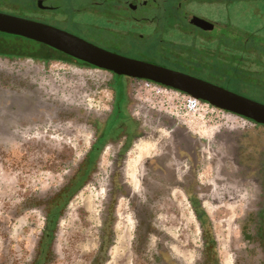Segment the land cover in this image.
Returning a JSON list of instances; mask_svg holds the SVG:
<instances>
[{"label": "flooded vegetation", "instance_id": "af4514ba", "mask_svg": "<svg viewBox=\"0 0 264 264\" xmlns=\"http://www.w3.org/2000/svg\"><path fill=\"white\" fill-rule=\"evenodd\" d=\"M54 134L13 264H264V0H0V138Z\"/></svg>", "mask_w": 264, "mask_h": 264}, {"label": "rangeland", "instance_id": "374dc122", "mask_svg": "<svg viewBox=\"0 0 264 264\" xmlns=\"http://www.w3.org/2000/svg\"><path fill=\"white\" fill-rule=\"evenodd\" d=\"M171 101L177 111L195 122L203 124L212 118L206 105H196L192 99ZM72 157L71 143L57 134L53 138L31 140L0 138V264L15 262L19 231L21 228L29 231L25 223L28 218L19 222L14 219L15 208L24 201L26 191L58 181Z\"/></svg>", "mask_w": 264, "mask_h": 264}, {"label": "water", "instance_id": "95a60500", "mask_svg": "<svg viewBox=\"0 0 264 264\" xmlns=\"http://www.w3.org/2000/svg\"><path fill=\"white\" fill-rule=\"evenodd\" d=\"M205 85H206V84H205ZM202 98H203V99H207L206 95H203ZM242 99H245V101H246L247 103H251V104H253V105H256V106L262 107L261 104H258V103H256V102H253V101L248 100V99L243 98V97H242Z\"/></svg>", "mask_w": 264, "mask_h": 264}]
</instances>
